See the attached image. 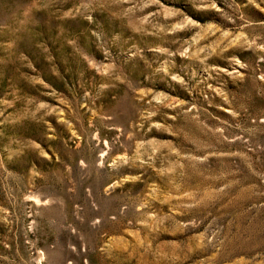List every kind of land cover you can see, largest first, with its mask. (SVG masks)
I'll list each match as a JSON object with an SVG mask.
<instances>
[{
    "label": "rangeland",
    "instance_id": "374dc122",
    "mask_svg": "<svg viewBox=\"0 0 264 264\" xmlns=\"http://www.w3.org/2000/svg\"><path fill=\"white\" fill-rule=\"evenodd\" d=\"M0 264H264V0H0Z\"/></svg>",
    "mask_w": 264,
    "mask_h": 264
}]
</instances>
